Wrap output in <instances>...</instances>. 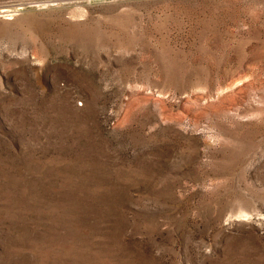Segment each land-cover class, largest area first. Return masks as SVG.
Returning a JSON list of instances; mask_svg holds the SVG:
<instances>
[{
	"label": "rangeland",
	"instance_id": "374dc122",
	"mask_svg": "<svg viewBox=\"0 0 264 264\" xmlns=\"http://www.w3.org/2000/svg\"><path fill=\"white\" fill-rule=\"evenodd\" d=\"M0 264H264V0H0Z\"/></svg>",
	"mask_w": 264,
	"mask_h": 264
}]
</instances>
